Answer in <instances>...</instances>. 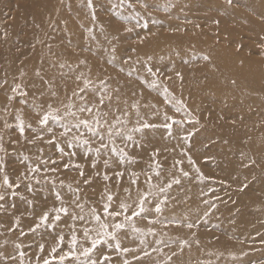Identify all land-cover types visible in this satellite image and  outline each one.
<instances>
[{
    "label": "rangeland",
    "instance_id": "rangeland-1",
    "mask_svg": "<svg viewBox=\"0 0 264 264\" xmlns=\"http://www.w3.org/2000/svg\"><path fill=\"white\" fill-rule=\"evenodd\" d=\"M145 3L147 8L141 7L136 0H123V3L121 0H94V8L90 9L87 0H0V84L7 82L0 87V133L5 138L6 171L11 181L16 182L17 175L25 171V165L35 163L38 155L59 158L56 148L47 143V135L44 140L36 138L37 133L31 130H26L24 137L19 135L15 129L17 112L26 124L38 128L39 109L34 105L43 104L47 109L51 104L63 114L69 102L80 104V99L73 97L72 92H79L83 87L82 81L76 79L81 72L91 81L87 92L81 95L86 98H91L93 92L97 97L103 95L102 84L109 90L112 101L109 108L104 109L109 113L106 117L109 123L120 117L127 118V129L136 126L137 109L133 104L139 106L141 117L149 122L161 123L165 111L174 119L184 118L187 112L199 121L183 126L180 136L189 131L193 133L186 141L175 135L176 126L172 137L162 127L145 129L141 144L122 137H113V144L108 134L102 132L108 149H101L99 156L96 154V148L100 147L99 137L92 138V143L86 146L69 149L62 144L66 152L74 153L70 158L72 165H80L92 182L83 183L84 177L79 176L75 167L64 169L62 165L68 161L67 157L56 173H32V191L25 187L29 181L21 179L16 189L19 195L12 197L9 192L5 201H0L4 205L0 209V224L3 225L0 227V251L16 254L14 246L21 244L27 264V260L37 254L38 243L52 244L53 237L47 234L53 232L52 229L28 231L43 210L51 209L54 203L59 206L51 184L44 181L45 175L55 180L58 190L68 201L79 184L80 202L86 216L93 207L102 211L103 198L107 195L105 189L114 195V207L123 201L135 208L137 187L147 190L146 175L153 177V184L160 185L172 175H179L180 166L173 167V163L182 158L183 151L194 159L195 165L183 159L182 166L189 171L190 178L181 177V184L172 187L168 193L170 204L163 217L181 219L187 216L197 221L205 210L210 214L191 230L133 218L143 232L148 233L151 228L157 236L146 235V243L141 245L138 234L126 229L129 235L124 238L123 245L151 251L161 247L155 243L158 238L170 245L163 248L165 255L152 252L145 258L146 264L164 261L173 252L176 255L172 256L171 264H264V0H234L231 7L225 0H145ZM145 22L147 28L143 27ZM66 25L72 28L70 34L63 31ZM194 39L206 44L213 55L225 54L237 61L240 59L241 68L243 62L251 65L254 78L244 81L241 77L239 80L246 89L242 94L236 88V79L225 72L216 74L210 68L212 59H203L208 55ZM113 48L116 49L114 60ZM80 60L91 61L90 67L79 65ZM109 60L112 62L108 63ZM61 64L65 67L61 68ZM149 66L154 71L158 69L155 76L147 72ZM33 72L45 89L41 85L25 86L32 76L29 73ZM176 72L183 79L177 77ZM153 80L157 82L156 88L151 87ZM15 84H20V90L28 93L27 103L21 104L18 93L11 92ZM165 87L174 103L165 101ZM246 93L258 102L260 110L252 99L244 96ZM9 96L15 98L9 100ZM178 106L181 107L179 113L176 112ZM125 112L127 117L123 115ZM78 115L87 118L89 114ZM5 121L12 127L5 129ZM52 127L62 131L54 124ZM80 132L82 138L91 137L84 128ZM9 138L18 142L9 143ZM140 138L141 134L136 133V139ZM112 147L124 149L133 162L118 163L119 156L110 151ZM157 150L159 155L154 157ZM22 156H28L29 161L22 162ZM104 160H108V167ZM156 161L163 166L159 179L152 172ZM197 168L206 177L203 183L197 178ZM115 171H123L124 176L115 177ZM131 172L138 173V185L130 186ZM105 173L113 179L105 181ZM61 181L64 183L62 189L59 188ZM125 188L130 192L124 191ZM209 188L216 191L201 195L202 190L207 192ZM204 200H210L216 207L209 209ZM73 210L79 212V209ZM17 218L20 224L14 226ZM164 223L167 224V220ZM75 226L78 238L84 246H90L83 239V227L94 225L76 221ZM9 227H14V231H8ZM60 229H63L67 244L69 228L62 223L57 231ZM21 231L26 235L21 236ZM181 240L188 241L183 250ZM48 251L50 248L45 255ZM102 251L111 254L114 261L124 258L119 253H111L106 246ZM127 258L131 259V254Z\"/></svg>",
    "mask_w": 264,
    "mask_h": 264
},
{
    "label": "snow or ice",
    "instance_id": "snow-or-ice-1",
    "mask_svg": "<svg viewBox=\"0 0 264 264\" xmlns=\"http://www.w3.org/2000/svg\"><path fill=\"white\" fill-rule=\"evenodd\" d=\"M123 3V0H121ZM136 3L139 4L143 8H147L148 5L145 3V0H136ZM227 6H233L234 0H225ZM131 7L132 5L129 4ZM87 7L90 9L94 8V0H87ZM93 19H95V12L92 14ZM139 22V21H138ZM155 22V21H153ZM219 23V21H217ZM144 28L148 27L147 22L143 24ZM127 31H131V29H127ZM95 39V37H93ZM116 49L113 48V57L115 59ZM149 59H151L149 57ZM203 59L207 60L209 57L205 56ZM111 63L112 60L107 61ZM86 64V60H80L79 65ZM61 68L65 67L64 64L60 65ZM71 68V66H68ZM123 69H121L122 71ZM147 72L151 75L155 76L158 71L152 68L147 67ZM23 75V73H21ZM36 75L39 76L40 72L37 71ZM131 75V73H129ZM175 75L183 79L182 75L179 72H176ZM77 80H81L83 83V87L79 88V92L73 90L72 96L78 97L81 101L80 104H74L69 102L64 107L63 114L60 113L58 108H53L51 104L47 105V109H44L43 104L34 105V108L39 109L37 111V124L38 128H34L31 123L26 124L24 118L18 111L15 120V129L18 131L21 137L25 136L26 130H31L33 133H37L36 138L40 140H44L45 135L48 136L47 143L51 144L56 148L57 153L59 154L58 159H54L52 157L44 158L43 156H36L35 163H28L25 165V171L19 173L16 178V182L10 180V175L6 171V161L5 155H7V149L5 147V138L2 133H0V201H5L6 195L9 194L12 197H16L19 193L16 191L20 187L21 179L28 180L29 183L25 186L28 191H32L31 180L34 178L32 173H56L59 170V166L61 165V161L64 160L65 157L68 158L67 162H64L62 167L64 169H69L70 167H75L79 172V176L84 177L83 183L90 184L91 178L85 175L84 170L80 165H72L71 156L74 153L66 152L65 147L61 145H65L67 148H72L74 146H86L92 143V138L99 137L100 147L96 148L97 156L100 155L101 149H108V145L104 143V136L101 134L102 132H106L108 134V140L110 143L114 144L113 137H122L124 140L128 142H133L134 144H141L143 140L144 130L159 128L162 127L166 130L167 135L172 137L174 135L173 128L176 126L175 135L178 136L182 140H188L193 133L187 132L185 135L180 136V132L185 124H194L199 123L194 117H192L189 113L185 112V116L182 119H174L173 116L169 115L167 111L163 113V120L161 123L157 124L154 122H149L144 120L141 117L139 106L133 104L132 107L136 108L137 111L135 113L137 120L136 126L131 129H127L125 125L127 124V118L120 119V117H116V119L109 123L106 117L108 116V112L104 111V109L109 108V105L112 101V96L108 95V89L104 88L103 84L101 85L104 94L100 96H96L95 92L91 94V98H86L85 95H81V93H86L88 90L91 81L84 77L83 72H81L76 77ZM170 79V77H169ZM235 81H233L234 83ZM6 81L3 84H0V87H4L6 85ZM151 87L156 88L157 82L155 80L151 81ZM21 89L20 84H15V86L11 87V92L13 94H17L21 97L20 103H27L28 93L24 92ZM99 91V90H96ZM119 89H117V92ZM163 93L165 96V101L169 103H174V99L169 98V90L167 87L163 89ZM53 96L56 95L55 92L52 93ZM14 96H9L8 99H14ZM107 101V102H106ZM155 107V106H153ZM73 109H75L73 111ZM181 111V107H176V112L179 113ZM78 113H88V117H81ZM125 117H127V113H123ZM159 115V114H157ZM51 122V123H50ZM58 126V129H62V131H58L53 128L52 125ZM12 125L8 124L7 121L4 123V128L9 129ZM84 128L88 133H91L90 138H82L83 133L80 132V129ZM73 129L76 130V133H73ZM136 133L141 134L140 140L136 139ZM18 141H13L9 138V143H17ZM32 142V141H29ZM91 147L88 148V151H91ZM111 152L116 153L119 156L118 163L123 164L126 160L129 164L133 162L130 158L129 154L125 152L124 149H118L116 147H112L110 149ZM158 150L154 152V157L158 156ZM182 158L179 160H174L173 167H177L178 165V173L179 175H172L169 180L160 185L153 184L151 175H146L144 183L147 185V190H141L137 187V195L138 199L135 202V208H132L129 204L121 201L118 207H114V195L111 191L107 192L106 197L103 198L102 203V211H98L95 207L91 208L87 214H84V205L80 202L81 196L79 194V184H77V188L72 191V197L70 201L65 200L62 196L60 190H58V186L55 180H52L47 175L44 176V181L46 183L51 184V189L54 192L55 201L59 202V206L55 203L53 204L51 209H46L41 212L38 217H35L33 220V225L29 226L28 231L32 233H36L37 230L44 228L45 230L52 229L53 232H48V235L53 237V242L51 245L47 244V241L43 243H38L36 245L37 254L32 259L27 260V264H146L145 258L150 257L152 252L160 253L161 255H165L163 252L164 247H169L170 245L164 241L163 239H156L155 243L161 247H154L149 251L147 248H135L130 246H124L123 240L126 238L129 233L126 229H130L132 233L138 234L139 243L144 245L146 243L144 237L148 234L153 236H157V233L154 229H149L148 233L143 232L140 228H138L133 220V218H143L148 221L149 224H161L164 227L168 225H176L177 227H185L189 230L199 226V220H204L210 213L209 210H205L202 215L198 218L197 221H191L187 216L182 217L181 219H176L174 217H163V213L165 208L170 204V197L168 193L172 189L174 185L181 184V177L190 178L189 171L184 169L183 159L186 158L189 165H195L194 159L190 156L181 152ZM153 157V158H154ZM28 156H22V162L29 161ZM252 163H255L253 161ZM105 167L109 166L108 160H104ZM247 166V165H246ZM93 168L96 167L95 162L92 165ZM163 170V166L159 161H156L154 166L152 167V172L159 179L161 176V171ZM197 178L201 183H203L206 177L200 171L199 168L196 169ZM99 175V173H97ZM124 176L123 171H115V177L122 178ZM105 181L113 179L106 173L103 176ZM139 175L136 172L130 173V186L138 185ZM37 183H40V180L37 179ZM215 183V181H213ZM64 187L63 181L60 182L59 188L62 189ZM71 189V185L68 186ZM124 191L130 192L129 188H125ZM214 188H209L207 192L201 191V195H208L209 192H215ZM22 200L23 196L20 197ZM190 199V197H189ZM219 199V197H216ZM28 204H31L32 201H26ZM204 204L208 205L209 209H214L216 205L212 203L210 200H204ZM149 205H151L149 207ZM14 207V205H13ZM4 205L0 204V209H3ZM73 208L79 209V212L73 210ZM149 213H154L153 216H149ZM163 217V219H162ZM164 220H167V224L164 223ZM72 222L71 224L69 222ZM76 221H84L88 223H92L94 226L89 228L87 226L83 227V239L90 243V246H84L83 242L78 238L77 229L75 226ZM206 222V221H205ZM64 224L69 228V235L67 238V244H65V234L63 233V229H59L60 224ZM20 220L17 218L14 221V226H19ZM3 225L0 224V227ZM8 231H14V227H9ZM94 233V235L92 234ZM21 236H25L26 233L24 231L20 232ZM43 239V234H42ZM198 244L199 241H196ZM7 242L5 241V245ZM181 250L185 245H188L187 240L180 241ZM107 247L111 251V253H119L123 256V259H119L118 261L113 260V256L111 254H107L102 249ZM31 247V245H29ZM50 248V251L46 253V249ZM21 244H15L13 254L11 252L0 251V264H26V252L21 250ZM128 254H131L132 258L129 259ZM176 253L173 252L172 255L167 256L164 261H157L156 264H171L172 256H175ZM246 255V253H245ZM235 258V257H234Z\"/></svg>",
    "mask_w": 264,
    "mask_h": 264
},
{
    "label": "bare ground",
    "instance_id": "bare-ground-1",
    "mask_svg": "<svg viewBox=\"0 0 264 264\" xmlns=\"http://www.w3.org/2000/svg\"><path fill=\"white\" fill-rule=\"evenodd\" d=\"M60 21H61V19H60ZM63 31L70 34L72 32V28L70 27V25H66ZM194 40L197 44H200V47L203 48L205 53L208 55L209 59H212V63L210 65V68L216 74L218 72H225V74H227V76H229L230 78L236 79V88L242 94V92L246 89H245V87L242 86V83H240L239 80H241V77L246 79V80L244 79V81H251L254 78L255 71L252 70L251 65L250 64L248 65L247 62H243L242 64L244 66L241 68L240 59L237 61L232 56H227L225 54L213 55L209 52V47L206 44H203L200 40H196V39H194ZM90 64H91V61H86V64H84V65H85V67H90ZM34 73L35 72L29 73V75H32V76L29 80V83L25 84V86H28V87L30 86L31 88H34L37 85H41V88L45 89V85L41 82L40 78H38L37 76H34ZM21 85H23V84H21ZM29 90L30 89H27V91H29ZM31 93L33 94L32 91H31ZM244 96L252 99L248 95V93H246ZM253 102H254L256 108L259 109L258 108V102L255 100H253Z\"/></svg>",
    "mask_w": 264,
    "mask_h": 264
}]
</instances>
